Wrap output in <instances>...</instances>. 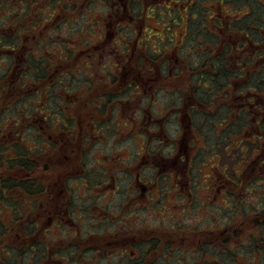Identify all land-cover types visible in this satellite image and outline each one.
<instances>
[{"label": "flooded vegetation", "instance_id": "1", "mask_svg": "<svg viewBox=\"0 0 264 264\" xmlns=\"http://www.w3.org/2000/svg\"><path fill=\"white\" fill-rule=\"evenodd\" d=\"M45 1L51 2V0ZM65 1L70 2V7H64L58 12L56 11L59 8L50 12L56 14L57 19L62 17L61 14H74L77 17L85 14L86 33H92L98 26L103 28L100 42L92 43L89 37H85L86 43L82 44L85 45L83 49L86 54V70H88L89 79L85 80L81 95L84 94L86 98H89L92 88V69L104 66L109 70L113 66L120 65L118 69L124 71L123 76L128 75L131 79L129 89L125 93L133 90L126 101L138 95L140 104L136 107V115L140 117L144 112L150 115L149 120L151 118L152 123L150 121L146 123L147 126L142 128L146 132L143 133H149L154 125L158 126L150 133V142L153 140L152 144L162 143V134L159 133V130L164 132L169 139L165 133V128H168L167 124L169 123L167 121L170 119L178 120L181 131L185 132L180 140L182 149H178L185 155L180 157L179 153L177 156L182 161L184 159L185 167L183 165L180 168L173 166L172 168L176 169L174 171L170 167H166L167 164L160 165V161L156 160V163L153 162L154 160L152 161V164L157 166L156 171L153 172L155 180H161L163 175L168 177L169 180L165 181V186L161 185L160 182V184H151L149 181L144 183L138 172L132 176L135 179L134 186L138 189L136 190L137 194H134L137 202L140 199L141 190H148L147 192L151 194L152 198L154 197L153 192L157 191L160 198L164 199V195L171 192V186L173 190L179 191L180 200L184 201L187 198L191 199V202L187 201L186 205L184 204L182 213H175L177 210L171 213L169 208L163 206L152 208L153 212L161 216V218L155 219L157 223L154 226L142 222L139 225L131 224V227L126 228L119 220L120 225L116 226L114 233L101 249L103 254L107 258L112 256L118 258L131 257L133 261L129 264H238L235 263V255H240L243 259L247 255V264H253L256 260L260 264H264V228L260 226L264 224V214L259 213L261 212L259 207L262 204L237 203L236 196L240 192L234 188V181L229 176L224 175V168H222L219 174L216 173V176L210 177L211 180L223 177L226 182L222 183L220 187L217 184H210L208 189L212 199H207L206 203H200L201 207H205L210 212L205 217L208 220L207 225L202 223L197 227L195 224H187L200 209H192L193 205L197 204L194 203L196 200L192 202L195 198L192 191L199 188L193 187L192 189L191 176L189 177L188 171L184 172L189 167L192 158L188 154L190 152L187 153V143H184L187 138L186 133L191 131L192 126L197 125V117L193 119L192 115L200 114L202 108L210 112L209 110L215 107L216 112L221 110V112L238 117L244 115L247 126L244 124L242 129L246 131L248 136H252L250 140L246 139L248 143L242 146L243 148L246 147L242 159L239 162L231 161L235 163L234 165H239L234 170V178H238L237 174H239L242 178L248 177L247 180H264V129H261V126L264 125V90H252L254 85L242 74L238 75L239 78L244 77L243 79H232L229 73L225 75L226 73L223 72L227 69L235 73L236 69L243 70L244 67L252 66L253 71L248 72L251 78V74L256 71V68L260 69L264 66V27L261 28L262 18L264 20L263 7L260 6L251 13H247L245 0ZM94 14H102V16L96 17ZM248 14L251 16L246 18ZM154 24H163V27L159 28ZM151 27H154L157 33L148 31ZM176 29H179L178 33L175 32ZM112 42H114L110 45L112 49H108V45ZM115 44H119L118 47H115ZM222 65H226V68H222ZM205 70H209V73L217 78L213 81L214 92L209 91L202 94L200 88L198 90L197 84L195 86L185 84L184 79L188 78L190 73L196 71L201 74ZM107 73L111 75L112 72L108 71ZM172 81L176 87L174 91H170ZM76 94L78 95V92H72L69 98L71 95L75 98ZM161 97H166L168 101H171L167 105H161V107L155 106L156 101ZM117 98H121L122 101L125 100L122 97L117 96ZM74 104L72 103V105ZM162 107L165 110H162ZM98 110H112V106H100ZM113 110L115 115L119 112L118 109ZM155 110L160 111V115H154ZM99 113L105 114L102 111ZM0 114H3V110H0ZM0 119H3V115L0 116ZM19 121L21 122L20 116ZM36 122L40 129V132L38 134L36 132L33 136L39 138L36 141L38 144L35 146V154L37 155L43 136L41 125L38 121ZM24 125L20 126L19 131L15 129V132L13 125L6 131L0 127V148L3 150L2 153H6L0 160V188L3 182L4 191L2 190V192L6 197L5 203L10 201L6 194L16 192L25 195L26 197L23 196L25 198H31V195L37 197L35 200V207L37 208L39 206L37 201L42 196L49 198L48 190L53 192V188L57 184V174H60L61 171H56L57 165L54 169L51 168L52 171L38 170L39 161L34 159V169L28 170L18 164L20 160L18 163L11 160L15 156V150L11 149L10 142L7 145L3 143L4 139L15 133L14 135L19 137L16 140L21 146L26 147L23 143L26 137ZM63 125L66 127V124L63 123ZM94 126L98 127V130L101 129L98 122ZM102 127L106 128V126ZM246 127L248 128L246 129ZM17 131L18 134H16ZM195 135L197 136L196 133ZM242 142L241 140L240 143ZM240 145L237 148H240ZM224 150L227 152L225 148ZM231 155L236 156V152L225 157L230 160L229 156ZM152 157L149 154L144 158L151 159ZM163 159L166 161L168 156H162L161 161ZM174 160L172 161L177 164L178 162ZM133 167L135 164L132 165ZM152 168L154 169V167ZM73 174L75 175V173ZM78 175L79 179H83L87 185L89 180L82 173ZM171 179L174 182L171 183ZM28 180L34 183V194L25 191V184ZM158 184V190H154ZM92 186L93 188H101V183H95ZM152 188L153 191H151ZM251 188L259 187L251 186ZM164 189H168V192H164ZM263 189L264 185L261 186L260 192ZM186 192H188L187 196H185ZM220 192L225 196L223 205H220L219 202H212L213 199L218 198ZM157 203L158 200L152 202V204ZM24 204L26 202H23ZM3 208L4 212L0 211V215L5 214L6 221L0 220V223H8L5 227V231L8 232L12 212L10 207ZM29 208L30 206L24 205L21 209H17L18 214L27 216L30 212ZM162 208L163 210H161ZM142 209L149 212L148 206L140 208V210L134 208L131 216L133 212L137 215L138 211ZM218 214H222L224 217L215 220ZM73 216L74 220L78 219L71 208L69 210L68 207H65L55 210L50 220L58 218L56 222L68 230V224L65 222L69 218L73 220ZM166 216L169 217L166 218ZM36 222V228L42 225L41 221L38 223L36 220ZM219 224L224 225V227L221 229ZM82 230L84 233V229ZM82 239L84 241H81L79 245H71L69 250L65 251L56 250L57 243L51 237L46 241L42 239L36 241L37 250L41 249L40 252H37L39 256L36 264H63L58 261L63 257H67L66 264H68L70 257L66 252L76 250L77 256L86 252L87 248L80 246L85 244L86 236H82ZM236 243L239 244L237 248L241 249L240 253H236V250L233 249ZM149 255H153L154 258L151 262L146 263Z\"/></svg>", "mask_w": 264, "mask_h": 264}, {"label": "rangeland", "instance_id": "2", "mask_svg": "<svg viewBox=\"0 0 264 264\" xmlns=\"http://www.w3.org/2000/svg\"><path fill=\"white\" fill-rule=\"evenodd\" d=\"M61 15V18H65V16L67 18L77 17L74 14ZM94 15L96 17L102 16V14ZM62 22L63 21H59V24H62V32L64 34H66V28L69 29L73 26L74 29H78L84 24V20L77 22L69 21L64 24ZM56 24L55 22L49 24V27H55ZM154 25L159 28L163 27V24ZM148 31L157 33L154 27H151ZM102 32L103 28L98 26L92 33L88 34L87 32L84 38L89 37V40L92 43H98L101 40L100 37ZM175 32L178 33L179 29H176ZM112 44H114V42L108 45V49H112L110 46ZM118 45L119 44H115V47H118ZM81 46L80 49L85 47V45ZM85 57L86 55L83 56L82 54H79L77 59L83 60ZM77 59H74L73 62L79 63ZM119 67L120 65L117 67L113 66L108 70V68L100 66L92 69V88L89 98H86L85 96L82 97L81 95L83 85L85 84L84 82L78 86L79 88H76L78 95H76L75 98H69L66 102L69 108H65V114L60 117H53L50 115L46 120V113H42L38 118L40 119L39 123L41 125V134L43 136L42 144L41 147H39V153L37 155L30 154L29 156L32 159L39 161L38 170L52 171L57 165L56 171L59 170L61 172H59L60 174H57V184L54 186L53 192L48 190L50 195L49 198L47 196H42L40 200L37 201L39 204L37 208L35 207V200H37V197L31 195V198H25V195L21 193L17 194L16 192L14 194H6L10 200L18 202V200L22 199L23 202H26L24 205L30 206L29 216L26 218L27 221L24 225L27 231L15 226V229L10 227V230L7 232L5 231V227L8 223L4 222L3 224L5 226L0 227V256L1 251L4 250V254L8 255L7 259L9 262L15 264L19 259H26L23 256V252H21L22 256L16 257L19 248H25L24 251L27 253L28 246L32 243H36L38 240L42 239L43 241H46L51 237L54 239L55 243H57L56 250L65 251L69 250L71 245H79L81 241H84L82 236H86L85 244L80 245L87 248L86 252L78 256L76 255V250L66 252L70 257L68 264H129L133 261L131 257L124 256L123 258H118L117 256H112L107 258L101 250L104 243L114 233L116 226L120 225L118 221L121 220L122 225L126 228L131 227V224L135 223L134 225H139L142 222L154 226L157 223L155 219L161 218V216L153 212L152 209L156 208L158 204L161 203V206L169 208L171 213L176 210L177 212L175 213H182V210L186 205L185 203L187 201L191 202V199L189 200L187 198L184 201L180 200V195H178L179 191L176 189L173 190L172 186L171 192L164 195V199H162V197L160 198V194H158L157 191H155L156 195L153 192L154 197L152 198L151 194H148V190H141L140 199L138 202L136 201L134 194H137L136 190L138 189L134 186L135 179H133L132 176L135 172L140 173L141 180L144 183L147 181L151 184L160 182L161 185L165 186V181L169 179L163 175L164 177H161V180H155L153 172L156 170L152 168L155 167V165L152 164L153 162L156 163V160L160 161V165L167 164L166 167H170V169L174 171H176V169L172 168L173 166L180 168L183 165L185 167V163L183 162L184 159L183 161L180 159L185 153L178 151L179 148L182 149L180 140L183 138L185 132L181 131L178 120H168L167 122L169 124H167V129L170 136L169 139L165 136L164 132H160L159 130V133L162 134L161 139L163 144H161L164 145L162 149L163 151H167L166 156H168V159L166 161L164 159V161H161L162 155L160 151L162 149L154 151L156 154H153L151 159L144 158L145 156H148L145 146L150 142V133L158 126L154 125L149 133H143L146 132V130L143 131L142 129L147 126L146 123L149 121L152 123L151 118L149 120L150 115H148L147 112H144L140 117L136 115V107L140 104L139 98L137 97L138 95H135L134 98L126 101L130 96L129 94L133 91L125 93V91L129 89L128 86L131 79L128 75L123 76L124 71L118 69ZM107 70L112 72L111 75L107 73ZM127 70L128 68L126 71ZM5 79L6 82L1 83L2 86L11 82L19 84L20 88L29 86H26L27 84H25V82L20 81V79L15 76H9ZM44 84L47 86L48 82L45 81ZM8 91L12 93L8 98V100L11 98V101L1 99L6 101V104L0 109H4L3 114H0V116H4L3 119H0V127L4 131L10 129L19 118L18 113L8 117L5 112L11 114L14 108L16 110H22L25 105L27 106V111H29L30 108H34L32 107V105H34L33 99H27L25 101L21 99L20 95L24 92L23 90L17 94L15 87L12 85ZM117 96L122 97L125 100L122 101L121 98H117ZM59 100L60 99L56 101L50 100V103L55 102L54 104L52 103V110L61 103V100ZM3 101L2 104L4 103ZM170 101H168V98L166 97H161L156 101L155 106L161 107V105H167ZM46 103L47 92L45 90L40 98V107L39 105L35 106L39 108L38 110H41ZM72 103L75 104L72 105ZM104 105H107V107L112 106V110H98V107ZM75 107L78 111L74 114L73 110ZM51 109L49 110L50 112L52 111ZM113 109H118L119 112L115 115L113 114L115 112ZM162 110H165V108L162 107ZM49 111L47 113H49ZM101 111L105 114L101 115L99 113ZM77 112H79L80 115H77ZM153 114L158 116L160 115V111L155 110ZM63 116L66 118H62ZM32 117H34V115ZM133 118H136V120H133ZM211 119V117H204L202 115L199 117L197 116V125L192 126L191 131L188 132V134L186 133L187 138L184 141V143H187V153L190 152L188 154H190V157L192 158L198 156L200 159L201 155H207V153L212 154L213 152V156L215 155L214 159L210 158V160H207L209 161L208 165L198 163V166L197 158L195 163L191 161L190 163L192 166L189 164V167L184 171H188L189 177L191 176L190 181L192 189L193 187H195V189L199 188L192 191L195 194V198L192 202L195 200L197 201L194 202L197 204L193 205L192 209H200L195 213L193 219L187 222V224H195L197 227L198 225H202V223L203 225H207L206 222L208 220L205 217L207 213L210 214L205 207L200 206V203H206L208 200L212 199V196L209 194L208 186L210 184H217L220 187L222 183L226 182L223 177L211 180L210 176H214L216 173L219 174L218 169L211 167V165L221 166V168H224V175L229 176L230 179L236 181V178H234V170L239 165H234L235 163L233 162H239L245 151L242 146L236 149L230 148L232 152H236V156H229L230 160L225 156H220L217 152H220L225 148L226 144L229 143V138H227L226 131L218 130V132H216V130L213 129L210 121ZM25 122L26 119L22 117L21 123L23 124ZM96 122H98V125L101 128L100 130H98V127L94 126ZM62 123L66 124V127L63 126ZM102 126H106L108 129L105 131ZM13 130L15 132L14 126ZM31 133L32 132L28 133V131H26L27 136L31 135ZM27 136L23 143L27 144L29 147L37 146L38 142L36 141H38L39 138H34L32 136L28 139ZM16 139H19V137L12 133V136L5 138L3 143H6L7 145L10 141H15ZM154 141L157 143L156 140ZM243 142L246 143L245 141ZM154 145L156 146L157 144ZM209 145H212L213 148ZM197 147L205 148L201 151L200 148L197 149ZM2 151L3 150L0 148V160L6 155V153H2ZM179 153L180 157L177 158ZM213 156L211 155V157ZM172 160L178 163L176 164ZM133 164H135V167L132 168ZM72 173H75V175H72ZM80 173L89 180L87 181V185H85L83 179H79L78 174ZM105 174L109 177V181L107 180V177L105 178ZM237 177V182H242V187L237 186L238 188H241V191H239L240 194L238 193L236 196L238 199L237 203L244 204L260 202L257 193L260 192L261 186L264 185V180L257 179L249 185V180H247L248 177L245 176L242 178L239 174H237ZM107 182L109 183L108 185ZM172 182H174L173 179H171V183ZM95 183H101V188H93L92 184ZM159 184L157 188L155 186L156 189L154 188V190H158ZM251 186H258L259 188L251 190L253 189ZM232 187H234V185H232ZM43 188L45 187L43 186ZM151 191H153V188ZM163 191L168 192V189H164ZM186 194H188V192L185 193V196H187ZM224 197L225 196L220 192L218 193V198L216 200L213 199L212 202H219L220 205H223V200H225ZM153 200H158V203L152 204ZM145 206H148L149 212L146 209H142L141 211H138L137 215L133 212V215L131 216L134 208L140 210V208ZM65 207H68L69 210L71 208V211L73 210L78 218L77 220H74L73 216V220H70L69 218L65 222L68 224V230L63 227V225L56 222L58 218L55 220L52 219V221L50 220L55 210L63 209ZM161 210H163V208ZM168 217L169 216H166V218ZM223 217L224 215L218 214L215 217V220ZM0 220L6 221V215L1 214ZM36 220L38 223H40V221L42 222L40 227H35V223L37 224ZM69 220L70 223H68ZM72 223H74V225H72ZM221 224H219V227L222 229L224 225ZM25 227L22 228L25 229ZM82 229H84V233H82ZM75 232L77 233L75 234ZM237 247H239L238 243L234 244L233 249L236 250V253H240L241 249ZM109 254H111V252H109ZM38 256L39 255H37V257ZM235 257V263L247 264V255L244 256L245 259L240 257V255H235ZM153 258V255H149L146 263L151 262ZM58 261L66 264L67 257H63ZM35 262L33 264H35ZM253 264H260V262L256 260Z\"/></svg>", "mask_w": 264, "mask_h": 264}, {"label": "trees", "instance_id": "3", "mask_svg": "<svg viewBox=\"0 0 264 264\" xmlns=\"http://www.w3.org/2000/svg\"><path fill=\"white\" fill-rule=\"evenodd\" d=\"M246 3L247 13H251L253 10H256L258 7L262 6V11L264 14V0H245V4ZM70 5V2H66L65 0H51V2H46L45 0H0V91L2 90L0 92V109L4 106V104H6V101L3 100H8L9 95H12V93L8 91L12 85L15 87L17 94L22 92V90L24 91L20 95L23 101L27 99L34 100V105H32L34 108H30L29 111L26 110L27 106L25 105V107L23 106L24 109L22 110H16L14 108L11 114L5 112L8 117L18 113V117L22 116L26 119V122L23 123L25 124V136H27L26 131H28V133L32 132L31 135L27 136L28 139H30L32 136H35L36 132L37 134L40 132V129L36 124V120L38 122L40 121L38 118L42 113H46V120L50 117V115L53 117H60L61 115L65 114V108H69L66 102L68 101L70 94L72 92H78L76 91V88L80 84L84 83L85 80L89 79L86 70L87 65L85 59H77L79 54H82L83 56L86 55L84 49H80V46L86 43L84 38L86 33V19H84L85 14L78 17L67 18L65 16V18L60 17L57 19L56 14L50 13L52 10L54 12L59 8V10L56 11L58 12L63 10L62 8L64 7H70ZM250 16L251 14H248L246 18ZM82 20H84V24L81 28L74 29L73 26L69 29L66 28V34L62 32V24H59V21H63L62 23L64 24L68 23L69 21L77 22ZM54 22L55 24H58H56L55 27H49V24ZM262 27H264L263 18L261 20V28ZM74 59H77L79 63L73 62ZM221 67L226 68V65H222ZM252 71L253 67L247 66L244 67L243 70L236 69L235 73L227 69H225L223 72L226 73L225 75H228L229 73L232 79H243L245 77L250 81V83H252V85H254L252 90L263 91L264 66L260 69L256 68V71L251 74L250 78L248 72ZM238 74H242L244 77L239 78ZM9 76L18 77L20 81L27 84L26 86H29L20 88L19 84L15 82H11L2 86L1 83L6 82L5 78ZM184 80L186 85L195 86L197 84L198 90L200 88L202 94H204L208 93L209 91L214 92V89L212 88L213 81L217 80V78L213 74L209 73V70H205L201 74L194 71L190 73L188 78ZM45 81L48 82L47 86L44 84ZM170 86V91H174L176 89L174 82L173 84L171 83ZM45 90L47 92V103L44 108L38 110L39 108H37L35 105L40 104L41 95L44 94ZM83 96L84 94L82 97ZM58 99L61 100V103H59V105L52 110L51 107L55 102H52L53 104L50 102L56 101ZM2 101L4 102L3 104ZM8 101H11V98ZM50 109L52 110L51 112L49 111ZM215 109L216 108L213 107L211 110H209L210 112H208L202 108V110L199 112L200 114L196 115L198 117L200 115L204 117H211V125L213 126V129L216 130V132H218V130L226 131L227 138H229V143H227V146H225L227 152L223 149L220 151L221 153H219V155L228 157L230 153H233L231 150L232 148L236 149L240 144H242L240 146H244L245 143H240L241 140L247 143L248 141H246V139L250 140L252 136H248L246 131L242 129L244 124L247 126V121L244 115L240 117L237 115L233 116L226 112H221V110L216 112ZM2 110L4 112V109ZM48 111L49 113H47ZM73 111L75 114L78 110L75 107ZM33 115L34 117H32ZM77 115H80L79 112H77ZM196 115H192V118L194 119L197 117ZM62 118L66 117L63 116ZM23 124L18 118L13 126L19 131L20 126ZM247 128L248 127H246V129ZM262 128L264 129V125L261 126V129ZM104 129L106 131L108 128L104 127ZM18 131L16 134H18ZM165 133L169 136L167 128H165ZM244 134L246 135L244 136ZM10 144L11 149L15 150V156L12 157L11 160H13V162L16 161L17 163L20 160V163L18 164H20L22 167L28 170L34 169L35 162L29 155L35 154L36 148L29 147L27 144H25L26 147H23L18 140L13 142L10 141ZM162 144H157L155 146L154 144L148 142L145 147L147 154H151V156L156 154L154 151L161 150L164 147ZM209 146L213 148L212 145ZM205 147H197V149L200 148V150L203 151V148ZM245 148L246 147H244V149ZM160 152L163 154L162 156H166L167 154V151H163V149ZM209 154L211 153H207V155H201L200 159L198 156H194L191 161L195 163V160L198 158L197 160L199 162L197 161V164L202 163L204 165H208L209 161L207 160H210V158L214 159L215 157H211L212 154ZM211 167H215L218 169V171L222 170L221 166L211 165ZM154 169L156 170L157 166H155ZM255 180L257 179H251L248 181V183L251 184ZM234 183V188H236L237 191H241V188H238L237 186L242 187V182H237L236 178ZM2 190L4 191L3 182L1 183L0 188V211L4 212L3 207H10L12 212L9 223L10 227L15 229V226H18L20 229L27 231L24 225L27 221L26 218L29 215L21 216L18 214L17 210L24 206L23 201L18 200V202H16L14 200H10L9 203H5L6 197ZM253 190H255V188H253ZM25 191L34 194V183L29 182V180L26 181ZM263 192L264 189L263 191L257 193L259 200L260 197H262L260 202H256L258 204H262V206L259 207V210L261 211L259 212L260 214H264ZM160 206L161 203L158 204L156 208ZM1 226L5 225L0 223V227ZM260 226L264 228V224H261ZM22 227H25V229ZM35 244L36 243H32L28 246V255L24 251L25 248H19L18 255L16 257L22 256L21 252H23V256L26 259H19L15 264H33L35 262V258L37 260V255H39L37 252L41 251V249L37 250V245ZM7 256L8 255L4 254V250H2L0 264H13L9 262Z\"/></svg>", "mask_w": 264, "mask_h": 264}]
</instances>
